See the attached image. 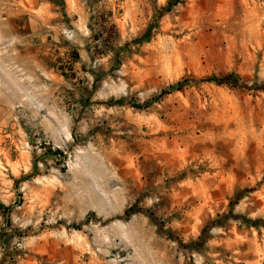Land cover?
<instances>
[{
    "label": "rangeland",
    "instance_id": "obj_1",
    "mask_svg": "<svg viewBox=\"0 0 264 264\" xmlns=\"http://www.w3.org/2000/svg\"><path fill=\"white\" fill-rule=\"evenodd\" d=\"M0 264H264V0H0Z\"/></svg>",
    "mask_w": 264,
    "mask_h": 264
},
{
    "label": "trees",
    "instance_id": "obj_2",
    "mask_svg": "<svg viewBox=\"0 0 264 264\" xmlns=\"http://www.w3.org/2000/svg\"><path fill=\"white\" fill-rule=\"evenodd\" d=\"M215 80L220 81L221 79H215ZM181 85H182V83L179 82L178 84L173 85L171 88H180ZM8 208H10V207H8Z\"/></svg>",
    "mask_w": 264,
    "mask_h": 264
}]
</instances>
